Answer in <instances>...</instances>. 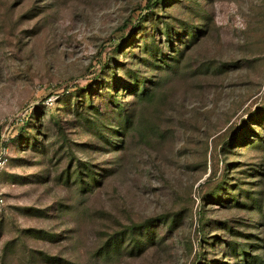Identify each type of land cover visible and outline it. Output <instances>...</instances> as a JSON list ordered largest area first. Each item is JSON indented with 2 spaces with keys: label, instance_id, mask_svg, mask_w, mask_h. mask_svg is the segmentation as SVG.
<instances>
[{
  "label": "rangeland",
  "instance_id": "1",
  "mask_svg": "<svg viewBox=\"0 0 264 264\" xmlns=\"http://www.w3.org/2000/svg\"><path fill=\"white\" fill-rule=\"evenodd\" d=\"M0 264H264V0H0Z\"/></svg>",
  "mask_w": 264,
  "mask_h": 264
},
{
  "label": "built area",
  "instance_id": "2",
  "mask_svg": "<svg viewBox=\"0 0 264 264\" xmlns=\"http://www.w3.org/2000/svg\"><path fill=\"white\" fill-rule=\"evenodd\" d=\"M15 133L11 131L8 127L0 135V170L7 162V154H8V145L14 139ZM1 195V193H0Z\"/></svg>",
  "mask_w": 264,
  "mask_h": 264
}]
</instances>
